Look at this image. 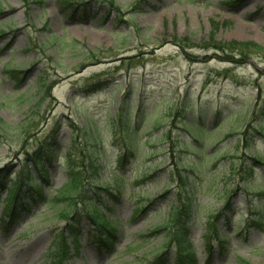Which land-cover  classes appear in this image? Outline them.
<instances>
[{
    "label": "rangeland",
    "instance_id": "rangeland-1",
    "mask_svg": "<svg viewBox=\"0 0 264 264\" xmlns=\"http://www.w3.org/2000/svg\"><path fill=\"white\" fill-rule=\"evenodd\" d=\"M263 123L264 0H0V264H58L73 167L108 189L90 187L116 234L99 247L83 212L66 264L154 262L181 206L196 264H264ZM45 144V199L10 224L8 188Z\"/></svg>",
    "mask_w": 264,
    "mask_h": 264
},
{
    "label": "trees",
    "instance_id": "trees-1",
    "mask_svg": "<svg viewBox=\"0 0 264 264\" xmlns=\"http://www.w3.org/2000/svg\"><path fill=\"white\" fill-rule=\"evenodd\" d=\"M67 5H69V2H66ZM229 4V3H228ZM215 48L219 46L221 51H227V55L231 58L228 60L231 63H236L234 58L235 55H239L241 57L245 56L243 53V44H219L214 41ZM214 48V49H215ZM246 48V47H245ZM244 48V49H245ZM249 48H254L257 50L262 51L258 46L251 45ZM239 53V54H236ZM233 56V57H232ZM43 88H46L47 81H42ZM264 125V123H263ZM261 125L258 129L259 131H263ZM51 145L45 144L43 148H40L37 153H35L32 158L30 159L33 163V168L31 170H27V168H24L21 171V175L23 176L19 178L17 181L12 183L10 187L8 188V196L5 201H3L7 208H8V215L11 213V223H13L17 209L16 205L23 204L27 199L32 198V200L37 201L38 198L45 199L44 198V192H43V184L48 183L49 181V173L48 169L46 168L45 160H51L53 157L51 156ZM257 164H262V160H255ZM27 167V166H26ZM93 169V173H97V170L94 167H90ZM33 169L36 170V172L33 173ZM76 169H79L78 167L74 169V167L71 169L69 174V183L60 190L57 195L53 198L54 202H60L65 203L66 208L61 212V217L67 221V225L65 226L63 233H60L55 241H54V251L51 252V255L55 259L56 263L58 264H66L70 257V249L68 248L67 241H69V238L73 239V244L75 245V251L77 252L79 248L77 247L78 244V238L80 237V229H79V218L82 216L83 212H86L89 217L97 226V233H98V244L101 248H108L113 249L114 247V239L116 234V228L115 226L109 224L107 221L103 219L102 211L98 206L95 204V200L92 197L94 194L90 187L96 188L98 193L96 194L97 197H99L103 192L108 193V189L102 188V187H95L92 184L87 185V179L82 175V172L76 171ZM26 172V173H25ZM11 173V172H10ZM38 173L39 179H35L34 174ZM20 175V176H21ZM182 185L185 186L187 184L186 179L181 178ZM2 188H6L5 184L1 185ZM24 186L28 187V191L24 193ZM26 195V198H25ZM263 195V193L261 194ZM38 197V198H37ZM79 201V203H78ZM55 202V203H56ZM80 204V205H78ZM85 204L86 206H82ZM88 204V205H87ZM94 205L93 209L90 211L89 205ZM81 207V208H80ZM84 207V208H83ZM191 211V207L189 206H181L178 207L173 216H171L170 220V226L164 227L157 231H162L165 229H168V235L166 238V244L164 246V250L162 253L158 254L154 258V262H151L149 264H167L169 261L170 251L172 250V245L176 244L175 247V262L176 264H196V259L194 256V253L191 249V246L188 242V223L187 219L189 218ZM215 221H218V217H216ZM214 221V225H215ZM212 225V224H211ZM213 225V226H214ZM257 225L260 226L258 223ZM216 228V227H214ZM214 232L217 234V232L214 229ZM96 233V232H95ZM68 236H67V235ZM222 242V241H220ZM209 247V246H208ZM211 248H209L210 250Z\"/></svg>",
    "mask_w": 264,
    "mask_h": 264
}]
</instances>
